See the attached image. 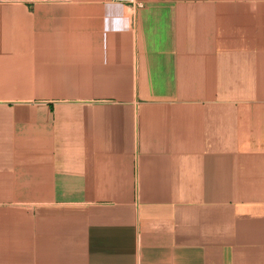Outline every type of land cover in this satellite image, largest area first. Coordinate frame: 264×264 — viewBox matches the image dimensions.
I'll return each instance as SVG.
<instances>
[{
	"label": "crops",
	"instance_id": "1",
	"mask_svg": "<svg viewBox=\"0 0 264 264\" xmlns=\"http://www.w3.org/2000/svg\"><path fill=\"white\" fill-rule=\"evenodd\" d=\"M0 264H264V0H0Z\"/></svg>",
	"mask_w": 264,
	"mask_h": 264
},
{
	"label": "built area",
	"instance_id": "2",
	"mask_svg": "<svg viewBox=\"0 0 264 264\" xmlns=\"http://www.w3.org/2000/svg\"><path fill=\"white\" fill-rule=\"evenodd\" d=\"M119 1H132V0H119Z\"/></svg>",
	"mask_w": 264,
	"mask_h": 264
}]
</instances>
